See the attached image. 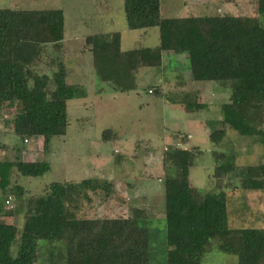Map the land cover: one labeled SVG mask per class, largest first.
<instances>
[{
    "label": "trees",
    "instance_id": "trees-1",
    "mask_svg": "<svg viewBox=\"0 0 264 264\" xmlns=\"http://www.w3.org/2000/svg\"><path fill=\"white\" fill-rule=\"evenodd\" d=\"M256 6L257 16L264 17V0H256ZM123 9L128 30L157 28L159 44L122 51L119 33L84 37L83 48L92 54L97 78L127 93L135 89L141 69L162 66L164 52L186 55L189 80L214 82L230 90L228 101L221 105L220 128L210 132V141L220 143L226 129H231L240 136L258 138L263 149L261 164L240 171L233 156L216 154L212 175L216 186L237 174L240 189L264 191V25L258 17L163 18L161 0H124ZM63 35L60 10L0 9V113L17 103L20 111L11 120L12 131L22 142L40 137L43 150L51 138L65 135L67 102L84 95L82 88L66 84L62 65L51 77L33 70L47 45L61 49ZM50 82L54 87H49ZM181 92L180 98H168L171 104L187 109L201 104L199 90ZM149 93L164 96L160 87ZM117 139L109 129L101 134L103 142ZM200 154L196 147H173L162 154L165 264H202L214 241L217 250L235 256L237 264H264V228L230 229L223 191L203 194L191 185L190 169ZM48 170L43 161H0V264H35L39 240L58 245L48 252L52 264H149V233L142 226L149 215L145 209L133 206L126 217L116 218H87V212H80L82 201L91 205V194L105 200L114 192L111 181L95 179L51 183L44 195L29 199L13 256V221L18 214L6 211L12 207H6L5 198L9 194L21 197L24 190L10 187L12 175L36 178Z\"/></svg>",
    "mask_w": 264,
    "mask_h": 264
},
{
    "label": "rangeland",
    "instance_id": "rangeland-1",
    "mask_svg": "<svg viewBox=\"0 0 264 264\" xmlns=\"http://www.w3.org/2000/svg\"><path fill=\"white\" fill-rule=\"evenodd\" d=\"M124 0H0V9L10 10H60L64 15V39L60 50L45 47L42 61L34 67L38 75L52 76L62 65L67 73L66 84L84 90L82 99L67 102L68 126L65 135L50 139L43 150L40 137H32L28 144L14 134L10 127L20 107H6L0 113V161L26 158L32 162L43 161L49 170L40 177H26L14 172L11 186L24 190L21 197L9 194L5 199L16 211L13 223L16 237L11 254L16 255L24 223L25 206L29 199L44 195L51 183L80 182L86 179L109 180L114 192L101 200L91 194V205L84 204L80 212L87 218L126 217L131 207L148 212L142 226L149 233V264H165L167 244L164 222V191L161 158L163 151L173 147L201 151L190 169L191 185L203 194L223 191L226 200L228 227L230 229L264 228V191L242 190L237 174L224 178L216 186L213 171L215 155L233 156L236 170L257 166L263 162V149L256 137H244L226 129L225 137L213 144L209 134L220 128L221 105L228 101L230 90L214 82L189 80L186 55L164 52L160 68L141 69L135 78V89L121 93L109 83L101 82L93 67L92 54L84 51V37L96 33H119L120 48L128 51L138 48H156L159 44L157 28L128 30ZM161 0L163 18L189 16L264 17L257 16L256 0H208L209 8L203 11L205 0ZM53 49V50H52ZM183 80V81H182ZM177 82L182 84L177 86ZM49 87H54L50 82ZM160 87L163 97L152 95L149 90ZM181 90L201 92V104L193 109L173 105L168 98H180ZM112 130L116 141L103 142L104 130ZM39 151V152H38ZM24 153V154H26ZM23 161V160H22ZM6 205V204H5ZM11 205V206H10ZM91 206V210L87 207ZM79 216H81L79 214ZM39 258L35 264H52L48 252L59 248L44 240L37 242ZM213 248L203 257L202 264H237V258Z\"/></svg>",
    "mask_w": 264,
    "mask_h": 264
},
{
    "label": "crops",
    "instance_id": "crops-1",
    "mask_svg": "<svg viewBox=\"0 0 264 264\" xmlns=\"http://www.w3.org/2000/svg\"><path fill=\"white\" fill-rule=\"evenodd\" d=\"M200 2H201V5H202L201 8L203 9V11L208 10V8H209V7H208V6H209V1H208V0H205L204 2H202V1H200ZM191 3H192V4H197V2H196L195 0H191ZM162 57H163V54H162ZM83 98H84V97H83ZM80 99H82V98H80ZM179 106H180V105H179ZM28 143H29V140H28L27 143H24V142H23V144H28ZM38 152H39V151H38ZM24 153H26V151H24ZM24 153H22L21 156H22V157H23V156H26V158H22V160H23V161H30V160H29L30 158H29V159L27 158V157H28V156H27V153H26V154H24ZM112 183H113V182H112Z\"/></svg>",
    "mask_w": 264,
    "mask_h": 264
},
{
    "label": "built area",
    "instance_id": "built-area-1",
    "mask_svg": "<svg viewBox=\"0 0 264 264\" xmlns=\"http://www.w3.org/2000/svg\"><path fill=\"white\" fill-rule=\"evenodd\" d=\"M28 141H24V143H27ZM5 204L8 206L9 204H10V202H9V200H7L6 202H5Z\"/></svg>",
    "mask_w": 264,
    "mask_h": 264
}]
</instances>
